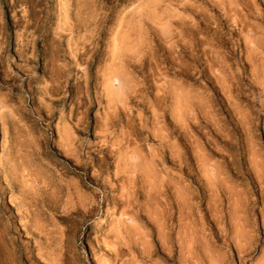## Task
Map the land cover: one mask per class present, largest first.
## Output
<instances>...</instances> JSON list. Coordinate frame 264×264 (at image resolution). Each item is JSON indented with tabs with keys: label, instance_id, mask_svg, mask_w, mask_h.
<instances>
[{
	"label": "rangeland",
	"instance_id": "374dc122",
	"mask_svg": "<svg viewBox=\"0 0 264 264\" xmlns=\"http://www.w3.org/2000/svg\"><path fill=\"white\" fill-rule=\"evenodd\" d=\"M0 264H264V0H0Z\"/></svg>",
	"mask_w": 264,
	"mask_h": 264
}]
</instances>
